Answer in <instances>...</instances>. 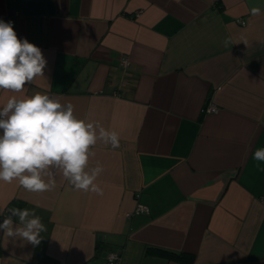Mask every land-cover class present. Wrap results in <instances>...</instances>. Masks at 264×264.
Wrapping results in <instances>:
<instances>
[{
    "label": "crops",
    "instance_id": "1",
    "mask_svg": "<svg viewBox=\"0 0 264 264\" xmlns=\"http://www.w3.org/2000/svg\"><path fill=\"white\" fill-rule=\"evenodd\" d=\"M0 20L47 61L0 107L39 92L120 136L91 148L103 196L0 181V223L27 208L47 229L0 231V264H264V0H0Z\"/></svg>",
    "mask_w": 264,
    "mask_h": 264
},
{
    "label": "clouds",
    "instance_id": "2",
    "mask_svg": "<svg viewBox=\"0 0 264 264\" xmlns=\"http://www.w3.org/2000/svg\"><path fill=\"white\" fill-rule=\"evenodd\" d=\"M250 12L258 16L261 9L253 7ZM46 64L40 48L18 39L12 22L0 20V90L25 91L35 78L43 77ZM0 130V181H17L26 191L44 192L52 190L56 175L62 174L73 189L103 196L96 181L104 168L99 162L90 167L95 155L91 148L97 141L119 148L118 132L78 119L71 103L62 104L39 92L8 99L0 107ZM253 159L264 162V147L253 153ZM7 213L0 223L5 237L40 244L41 233L47 229L34 210L9 208Z\"/></svg>",
    "mask_w": 264,
    "mask_h": 264
},
{
    "label": "built area",
    "instance_id": "3",
    "mask_svg": "<svg viewBox=\"0 0 264 264\" xmlns=\"http://www.w3.org/2000/svg\"><path fill=\"white\" fill-rule=\"evenodd\" d=\"M241 23H243L242 20H240ZM127 62H128V59L127 58H122L121 60V64L123 66H126L127 65ZM216 109L214 107L213 104H208L205 106V108L203 109V112L204 113H208V112H214ZM138 211H141V212H145V208H141L139 207ZM119 262V254L118 253H114V252H109L105 258L102 260L101 264H118Z\"/></svg>",
    "mask_w": 264,
    "mask_h": 264
},
{
    "label": "trees",
    "instance_id": "4",
    "mask_svg": "<svg viewBox=\"0 0 264 264\" xmlns=\"http://www.w3.org/2000/svg\"><path fill=\"white\" fill-rule=\"evenodd\" d=\"M148 251H152V252L154 251L156 253H159V254H162V255H166L169 258H173L175 260L178 259L179 261H184L186 259H190V256L188 257V256H185V255H183L181 253H178V252L175 253V252H173L171 250H162L161 248H157V247H153L151 249H148Z\"/></svg>",
    "mask_w": 264,
    "mask_h": 264
}]
</instances>
